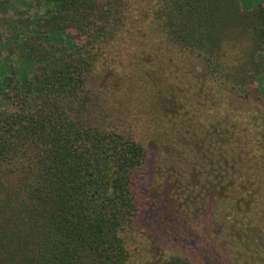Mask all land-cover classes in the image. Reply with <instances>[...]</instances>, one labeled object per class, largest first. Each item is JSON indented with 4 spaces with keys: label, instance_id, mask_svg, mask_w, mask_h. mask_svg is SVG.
Returning <instances> with one entry per match:
<instances>
[{
    "label": "trees",
    "instance_id": "obj_1",
    "mask_svg": "<svg viewBox=\"0 0 264 264\" xmlns=\"http://www.w3.org/2000/svg\"><path fill=\"white\" fill-rule=\"evenodd\" d=\"M13 1L0 264H132L142 243L156 264H258L264 154L230 98L264 111V0Z\"/></svg>",
    "mask_w": 264,
    "mask_h": 264
},
{
    "label": "rangeland",
    "instance_id": "obj_2",
    "mask_svg": "<svg viewBox=\"0 0 264 264\" xmlns=\"http://www.w3.org/2000/svg\"><path fill=\"white\" fill-rule=\"evenodd\" d=\"M27 1L28 0H14L12 3H10L9 10L6 9L5 11H8L11 15L14 14L15 10L26 11V10H28L27 9L28 8L27 7L28 6ZM5 11H3V12H5ZM31 15H33V12L31 13ZM7 30L8 29L4 28L3 38H2L3 41H6L5 35L8 32ZM2 40H0V44H1ZM262 56L264 57V53L262 54ZM189 63H190L191 68L194 69L199 75H203L205 73V67H204L203 63L201 62V60H199L195 57H190ZM259 85L264 89V74L261 76V78L259 80ZM230 100H231L232 104L237 106L243 114L251 113L255 117L256 131L254 133L253 139L257 140L256 143H257V145L261 146V149H262L261 153L264 154V111H263L262 107H260L261 105L260 104L256 105V104L250 103V102L245 101V100H240L237 97H231ZM215 134H216V132L214 133V135ZM204 143H206V142H204ZM211 148L212 147L210 146L206 152L207 156H208V160L212 159L213 151ZM205 170H207V171H205ZM205 170L203 171V173H200V172L198 173L200 175V177H202L204 179H206L208 177H212L213 179L217 178L216 173L214 172V170L212 168L205 169ZM197 180H198V178H197ZM219 193H223V192H219ZM249 193H250V195L255 194V192H249ZM249 200H250V198H249ZM252 200L254 201V199H252ZM260 203H262V202H260ZM257 211L259 212V210H257ZM260 212L264 216V207L260 208ZM257 225H260V228L259 227L257 228L256 227ZM256 226L253 228H249L247 230L248 231L247 237H248V240L250 241L251 246L253 245L256 249L261 250L263 252V254L261 256H257L256 260L258 261V264H264V223H262L259 219L256 223ZM216 227H217L216 229L218 230V226H216ZM202 238L204 239V241H207L206 235H203ZM155 245L156 244L153 243V245L150 247L149 244L146 245L145 243H142V245H140V248H139L140 250L138 252L137 251L134 252L135 253V259H134L132 264H156V261L158 258V255H157L158 252L156 250L157 247ZM216 250L218 251L217 248H216ZM214 264H227V263L224 261V262L214 263Z\"/></svg>",
    "mask_w": 264,
    "mask_h": 264
}]
</instances>
